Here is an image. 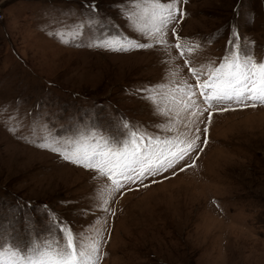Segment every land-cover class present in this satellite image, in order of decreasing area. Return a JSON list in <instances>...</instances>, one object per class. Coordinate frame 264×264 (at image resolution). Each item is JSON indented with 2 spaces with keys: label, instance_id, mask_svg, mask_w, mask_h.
<instances>
[{
  "label": "rangeland",
  "instance_id": "1",
  "mask_svg": "<svg viewBox=\"0 0 264 264\" xmlns=\"http://www.w3.org/2000/svg\"><path fill=\"white\" fill-rule=\"evenodd\" d=\"M89 3L0 0V223L13 222L23 236L31 220L43 232L48 221L41 206L48 205L74 232L95 224L104 238L100 264H264V106L210 109V122L208 112L198 116L188 134L199 135L197 149L108 197L107 213L96 207L102 185L92 171L36 146L49 133L69 135L75 125L111 132L123 117L157 132L154 125L163 122L131 92L160 82L169 55L178 56L175 48L115 52L48 34L79 23ZM95 3L107 24L134 35L115 0ZM179 7L186 15L168 26V42L176 43L173 28L199 42L197 63H219L234 24L241 45L264 58V0H181ZM92 34L85 27L84 44ZM180 75L195 83L186 68ZM183 131L179 123L177 132Z\"/></svg>",
  "mask_w": 264,
  "mask_h": 264
},
{
  "label": "snow or ice",
  "instance_id": "2",
  "mask_svg": "<svg viewBox=\"0 0 264 264\" xmlns=\"http://www.w3.org/2000/svg\"><path fill=\"white\" fill-rule=\"evenodd\" d=\"M115 3L118 14L134 35L124 33L119 25L107 24L99 16L95 0L83 5L88 13L79 23L67 30L48 34L64 44L75 43L76 46L115 52L161 46L165 53H169V49L175 48L178 56L169 55V60L165 61L170 67L166 68L162 80L131 92L149 105L153 115L162 118V123L154 125L158 131L151 132L139 122L122 117L111 132L102 131L96 124L75 125L67 136L49 133L36 144L58 154L66 162L92 171L93 179L102 185L93 198L96 207L105 213L110 211L108 197L126 185L142 182L146 176L173 168L197 149L199 135L189 139L188 134L198 116L208 112L210 122V109L223 112L264 106V58L257 59L250 45H241L235 24L219 63H197L196 53L202 49L199 42L179 37L175 28L171 32L176 43L168 42V26L186 15L179 7L181 0H115ZM183 3L186 4L187 0ZM234 12L238 18L239 3ZM85 27L93 33L87 44L81 39ZM135 37L143 38L144 42ZM211 42L212 38H209ZM176 59H183V67L175 65ZM184 68L195 83H189L180 75ZM179 123L187 131L177 132ZM9 130L15 132V129ZM199 131L197 127L195 132ZM204 131L207 132L206 127ZM169 132L173 133L171 137L162 135ZM25 139L36 143L34 139ZM63 203L67 206L72 202ZM28 207H31L30 203ZM41 207L48 221L43 232H36L31 227L34 222L31 220L23 236L15 230L13 222L9 221L7 226L0 223V264H100L103 258L101 241L104 239L101 227L94 224L74 232L68 222L48 205ZM81 214H87V210H81Z\"/></svg>",
  "mask_w": 264,
  "mask_h": 264
}]
</instances>
